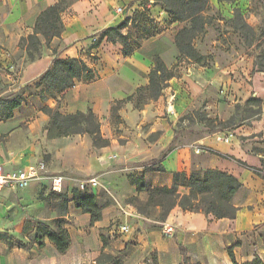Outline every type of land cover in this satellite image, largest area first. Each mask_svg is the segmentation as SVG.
Wrapping results in <instances>:
<instances>
[{
	"label": "crops",
	"instance_id": "obj_1",
	"mask_svg": "<svg viewBox=\"0 0 264 264\" xmlns=\"http://www.w3.org/2000/svg\"><path fill=\"white\" fill-rule=\"evenodd\" d=\"M57 1L0 0V65L4 70L13 71L15 66L10 56L19 52V40L33 33L40 12ZM118 7L120 12L116 10ZM141 11L152 20L151 34L143 37L130 55L124 56L121 46L106 37L98 46H93L105 28L124 19H128L123 29L126 34L133 15ZM61 20L60 38H52L48 46L43 45L39 58L21 62L17 80L26 84L39 79L54 55L84 59L93 69L94 77L48 95L41 105L57 108L63 114L94 115L99 120L102 137L108 139L109 144L94 147L87 134L54 136L41 151L47 155L46 161L26 159L18 168L0 163L9 171L43 161L49 173L85 178L97 177L94 173L100 169L98 178L110 201L100 203L101 195L95 192L97 202L103 206L100 219L95 221L89 213L68 203L62 223L69 237L64 251H59L47 237L41 246L37 245L33 241L35 234L30 241L25 236L23 243L20 239L1 236L0 264H93L102 250L101 235L108 240L104 250L118 253L122 264H147L152 255L158 264H233L228 248L238 263L255 256L264 260V148L255 150L252 142L242 143L235 137L220 140L218 137L225 135L220 132L203 133L192 140L178 142L171 124L193 106L203 88L190 74L172 78L162 94L143 109L125 104L117 112L122 127L116 134L109 128L111 104L148 83L155 56L168 68L172 66L173 36L179 23L173 22L169 13L148 0H74L61 13ZM57 44L59 47L53 53ZM261 76L264 77V73ZM258 90L264 93V83H259ZM6 122L17 124L12 118ZM33 125L30 123V127ZM197 146L201 148L199 153L194 152ZM151 164H156L157 168L149 169ZM206 169L224 171L239 181L240 187L231 199L237 208L234 218H216L175 206L165 220L160 221L139 214L129 201L132 197L145 201L148 195L146 190H137L136 178H142L149 187H170L174 172L189 175L192 171L202 173ZM38 183L48 188L46 182H33L29 186ZM73 186L71 182L65 184V191L70 192ZM178 191L187 193L188 189L179 187ZM21 197L33 198L32 187ZM154 210L158 212L159 208ZM117 220H121V224L115 227ZM163 223L173 226L171 236L162 233ZM121 225H127L128 230L121 232ZM252 240L256 246L250 244Z\"/></svg>",
	"mask_w": 264,
	"mask_h": 264
},
{
	"label": "rangeland",
	"instance_id": "obj_2",
	"mask_svg": "<svg viewBox=\"0 0 264 264\" xmlns=\"http://www.w3.org/2000/svg\"><path fill=\"white\" fill-rule=\"evenodd\" d=\"M212 1L218 4L217 6L211 2L212 23L202 36L194 40L195 48L205 55L202 62L196 63L180 57L173 36L175 52L171 56L173 64L170 68L174 71V77L183 73L190 74L193 81L203 88L201 94L199 92V96L194 99L193 106L177 116L171 125L178 142L192 140L203 133L220 132L225 134L224 137H235L242 143L250 141L255 150H261L264 148V93L258 90V85L264 83V77L261 76L264 69L255 66L254 60L264 47V0ZM237 11L253 28V37L250 33L246 38L243 31L235 29L232 20L236 19L234 16ZM182 25L184 24L177 25L176 32ZM128 30L136 49L141 43V37L143 38L142 32L150 31L149 22L140 15ZM115 44L121 46L119 43ZM58 47L59 44L52 51L56 52ZM10 60L15 66L13 71L8 72L0 65V98L11 99L17 96L21 103L11 111L9 117L12 122H17L16 125L7 124L9 118L0 119V162L8 167L18 168L26 159L29 162L36 159L46 161L47 155L41 151L47 140L54 137L55 131L49 129V118L41 110V102L44 101L38 97V89L41 88L38 86V79L26 84L17 80L21 62L28 61L25 51L19 47V52L10 56ZM30 123L34 125L30 127ZM121 123V119L109 115V128L113 134L122 127ZM30 148L33 150L30 151ZM148 168L155 169L157 166L151 164ZM99 170L94 173L97 178ZM63 176L85 179L78 175ZM29 187H32L34 197L22 199L21 194ZM92 192L101 195L100 203L110 201L103 186L100 185ZM0 193L4 196L0 198V237L20 239L23 243L25 236L31 240L37 225H54L57 216L53 207L55 201L53 193L46 186L38 183L23 189H1ZM144 215L158 219L159 211L149 207ZM120 221L114 222L115 227L121 224ZM250 244L257 245L253 240Z\"/></svg>",
	"mask_w": 264,
	"mask_h": 264
},
{
	"label": "trees",
	"instance_id": "obj_3",
	"mask_svg": "<svg viewBox=\"0 0 264 264\" xmlns=\"http://www.w3.org/2000/svg\"><path fill=\"white\" fill-rule=\"evenodd\" d=\"M74 0H58L56 3L43 9L38 15L34 31L32 34L19 40V47L26 53L28 61H33L41 56L40 47L48 45L52 38H60L63 31L61 13ZM155 5H159L165 12L169 13L171 20L183 23L174 35V44L180 57L187 58L193 62L200 63L205 59V55L200 53L194 46V40L202 36L207 26L212 23L213 5L210 0H148ZM137 14V16H136ZM149 19L145 11L136 12L131 24H135L136 17ZM233 19L235 29L243 31L244 37L252 34L253 28L241 17L239 11ZM128 19H124L114 26L105 28L93 43L98 46L99 41L106 37L112 43L121 45V52L124 56L130 55L134 50V43L131 42V33L125 34L123 29L127 26ZM143 37L150 35V31H144ZM135 39V38H134ZM142 39V37H141ZM43 40V42L41 41ZM55 53V51L53 52ZM255 66L264 69V47L259 50L254 60ZM172 68H168L159 56L153 58V65L148 73V83L136 88L134 93L122 100H116L111 104V116L120 120L117 114L125 104H131L133 108L141 109L144 105L156 100L163 89L168 85V81L174 77ZM94 77L93 69L82 58H59L54 55L49 68L38 79V97L45 101L48 95L60 93L73 86L77 81H87ZM21 103L19 97L11 99L0 98V119H7L11 116V111ZM42 112L49 118L48 127L55 131L57 137L71 136L75 134H87L91 137L94 147L107 146L109 140L103 138L100 133V123L97 117L89 113L75 112L63 114L57 108L47 105L42 106ZM137 190H146L148 193L145 201H139L132 197L129 201L135 206L139 214H144L147 208H159L158 220L164 221L171 209L178 206L184 211L201 212L205 215L211 214L216 218H234L237 208L231 203L232 196L239 189L240 183L236 177L218 169H206L205 171H192L189 175L184 172L173 173V183L170 187H149L146 186L142 178H136ZM179 187L188 189L187 193L178 191ZM53 207L57 212L54 225L42 223L36 226L33 241L37 245L43 244L44 237L53 241L59 251H64L69 243L67 231L62 226L63 216L67 212V205L72 202L76 208L81 209L91 215V220L95 221L101 217L102 205L97 202L96 195L92 191L79 190L73 188L69 193L53 192ZM102 250L93 264H122L118 253L105 251L108 247V240L101 235ZM229 256L233 264H264V260L255 256L253 259L238 263L228 248ZM186 260V258H184ZM147 264H158L154 255L151 262Z\"/></svg>",
	"mask_w": 264,
	"mask_h": 264
},
{
	"label": "built area",
	"instance_id": "obj_4",
	"mask_svg": "<svg viewBox=\"0 0 264 264\" xmlns=\"http://www.w3.org/2000/svg\"><path fill=\"white\" fill-rule=\"evenodd\" d=\"M116 10L120 12L121 8L118 7ZM218 139L223 141L228 140L227 137L223 136H219ZM194 152H201V148L198 146L195 147ZM33 182H46L50 191L58 193L65 191V184L69 182L74 185L73 188L87 191H92L101 185L100 180L95 176L85 179H75L67 178L60 174L49 173L43 161H38L35 164L9 171L0 163V190L3 188L23 189ZM70 192L68 193L70 194ZM127 230V225L120 226L121 232H126ZM161 230L165 236H171L174 231L173 226L166 223H163Z\"/></svg>",
	"mask_w": 264,
	"mask_h": 264
}]
</instances>
